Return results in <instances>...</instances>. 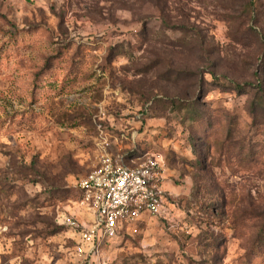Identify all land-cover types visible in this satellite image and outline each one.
<instances>
[{"label": "rangeland", "instance_id": "374dc122", "mask_svg": "<svg viewBox=\"0 0 264 264\" xmlns=\"http://www.w3.org/2000/svg\"><path fill=\"white\" fill-rule=\"evenodd\" d=\"M263 64L264 0H0V264H264ZM106 155L172 191L78 254Z\"/></svg>", "mask_w": 264, "mask_h": 264}, {"label": "built area", "instance_id": "2783aa9c", "mask_svg": "<svg viewBox=\"0 0 264 264\" xmlns=\"http://www.w3.org/2000/svg\"><path fill=\"white\" fill-rule=\"evenodd\" d=\"M163 166L156 157L130 168L122 160L103 156L98 166L77 183L83 205L94 216L93 226L82 231L76 248L101 244L120 235L137 233L144 215L165 214L167 194L161 188Z\"/></svg>", "mask_w": 264, "mask_h": 264}, {"label": "crops", "instance_id": "0c3cea01", "mask_svg": "<svg viewBox=\"0 0 264 264\" xmlns=\"http://www.w3.org/2000/svg\"><path fill=\"white\" fill-rule=\"evenodd\" d=\"M167 174L165 173L164 174V177H163V180L161 182V188L162 190L167 194L168 191H172V188L168 185V182H167ZM144 220V217L142 218L141 222ZM140 222V223H141Z\"/></svg>", "mask_w": 264, "mask_h": 264}, {"label": "trees", "instance_id": "16d2710c", "mask_svg": "<svg viewBox=\"0 0 264 264\" xmlns=\"http://www.w3.org/2000/svg\"><path fill=\"white\" fill-rule=\"evenodd\" d=\"M248 8H249V12H252L253 14L255 13V4H252L251 3L250 5H248ZM250 20L255 22V19L254 18L253 19L250 18ZM263 66H264V64H263ZM186 106H189V105H186ZM259 234L260 235H263V237H264V228L260 231Z\"/></svg>", "mask_w": 264, "mask_h": 264}]
</instances>
